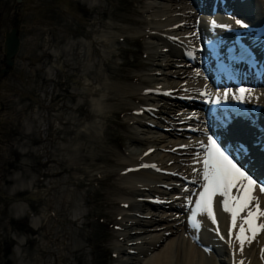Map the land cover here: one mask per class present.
Returning <instances> with one entry per match:
<instances>
[{"label": "rangeland", "instance_id": "rangeland-1", "mask_svg": "<svg viewBox=\"0 0 264 264\" xmlns=\"http://www.w3.org/2000/svg\"><path fill=\"white\" fill-rule=\"evenodd\" d=\"M14 1L0 0L2 21L12 12ZM43 1L53 6L43 20L60 29L54 30L52 38L46 31L40 32L34 44L32 37L38 29L29 26L23 31L20 53L27 58L20 64L22 79L7 77L9 90L2 91L0 97V264H118V257L128 260L129 254L120 253L117 259L113 256L115 246L122 244L118 242L122 233L113 226L118 211L112 209L117 196L111 189L120 184L114 170L119 167L120 153L130 144L127 135L135 131L131 112L137 103H147L145 95L135 92L132 85L136 79H147L148 66L158 62L145 57L144 47L149 44L145 35L126 34L127 29H123L129 21L141 20L139 4L143 0H63L59 5L62 16L56 13L59 7L55 0ZM31 19L29 14L24 22L30 24ZM94 19L97 28L106 19L121 24L117 33L122 35L113 37L106 49L97 35L95 40L93 24L87 25ZM86 44L92 57L86 54ZM102 49L105 53L99 52ZM177 59L184 61L183 56ZM82 76L92 82H102L107 76L110 91L112 83L117 85L103 99L100 105L106 106L99 115L90 109ZM16 88L21 95L13 92ZM156 104L160 110L173 111L177 102L158 98ZM142 117L159 120L156 116ZM90 151H94V160ZM79 155L86 157L82 164L78 163ZM65 165L80 169L61 174ZM33 190H46V196L33 197ZM161 196L159 199L165 200L166 195ZM142 208L141 213L147 214V207ZM182 232L186 240L189 234ZM140 258L146 257L141 254Z\"/></svg>", "mask_w": 264, "mask_h": 264}, {"label": "bare ground", "instance_id": "bare-ground-1", "mask_svg": "<svg viewBox=\"0 0 264 264\" xmlns=\"http://www.w3.org/2000/svg\"><path fill=\"white\" fill-rule=\"evenodd\" d=\"M93 1L96 2L95 0ZM225 1L228 4L233 2L232 0ZM204 3L205 0H203V5ZM139 5V17L141 20H137L139 21L138 23L134 21L135 19L131 20L128 25L122 27L127 29L126 34L129 32L130 35H145L147 41L149 40V44L144 47L146 51L145 57L158 62L148 66L145 74L147 79H136V83L132 85L135 92L138 90L142 95H145L147 103H137L136 110L133 109L131 112L130 120L133 125L131 127L135 128V131L129 132L131 134L127 135L129 136L130 144L120 153V161L117 158L119 167L114 170V172L117 171L116 179L120 184L118 183V186L116 185V187L111 189L117 196L115 202L111 203L114 205L112 209H117L118 211L116 215L117 222L116 224L113 223V226L121 231L122 236L118 239V242L121 241L122 244L115 246V251L117 252L113 256L117 259L120 253L129 254L128 260H120V257H118L115 262L118 264H141L143 260V264H240L243 261L244 264H264V259L261 258V250L264 249V231H260L251 244L246 242L241 253L239 242L235 240V233L239 232V225L242 221L238 219L234 235L229 238L230 215L223 211V197H214V214L217 219L220 238L215 230L217 226L212 224L211 219L206 215L198 217L201 226L198 229H193L189 224L191 212L190 206L187 205V199L191 193L193 191L198 193L200 190L198 184L193 185L190 181L201 179V177L194 174L193 169L199 170L202 168L201 158H203L204 153L201 144L207 145L209 137L207 125L204 123L202 114V105L199 106L196 100L209 99L210 103L206 106L204 112L210 114L211 122L216 123V126H212L216 128L215 130H217L219 135H222L223 139L225 138L228 141V145H231L228 137H234L236 141L240 139L239 144L250 146L255 137L262 135L264 132V82H248L245 86L244 98L238 99L239 93L236 94V97H230L225 96L221 92V88H212L204 75L203 68L206 65L204 55L206 56L207 50H213L211 42L214 41L215 33L227 31L236 25L239 26L243 22L244 17L233 15V12H235L233 9L230 12L215 11L213 14L204 17L202 10H199L200 8L196 7L192 0H143ZM238 9L240 10L242 7L238 6ZM245 9L251 14L245 21L256 24L260 21H257L259 12L261 10L264 11V0H249ZM237 21L240 23H237ZM97 23V19H94L90 20V22L88 21L87 25L93 24L92 27L94 28ZM134 24H139L140 27L132 26ZM120 25L118 22L106 19L98 28L96 27L98 29L97 32L93 28L91 31L94 34L93 36H95V40L97 35L98 40L105 42V44L100 42L105 48L113 40V37L118 36L120 38V35H122L117 33L119 32L117 27H120ZM86 45V54L88 57H92L88 52L90 48L88 44ZM111 46L109 47V54L112 51ZM103 49L99 52H104L105 50ZM263 53L264 50L260 49L259 55L263 63L256 70H259V73L262 74L261 81H264ZM188 54L197 55L195 58H190ZM182 56L186 57V59L183 62H179L180 60L177 58ZM208 65L211 66L210 64ZM251 71L249 70V76L253 74ZM256 78L248 77L247 79L252 81ZM106 79L107 76H105L104 80L102 79V82H92L86 76L81 77L82 89L85 90L84 93L91 104L90 109L95 112L91 111L94 115L96 113L99 115L102 109L104 111L106 105L101 106L100 104L106 98L105 96L113 92L112 90L117 87V85L115 86L112 83L113 86L109 85V88L110 86L115 87H111V91L108 90ZM172 88L177 89L178 96L192 98L191 102L188 101V103L182 105L175 104L174 108H176L173 111L160 110L156 100L167 97L159 93L160 90ZM172 100L178 101L177 98H172ZM230 101L252 106L248 108H256L258 113L254 116L257 118L251 121L231 120L224 125L219 124L218 120H216L218 106L221 103L226 104ZM130 109L132 110V108ZM160 113L163 116H160ZM143 115L156 116L159 120H148L143 118ZM90 142L89 144L92 146V141ZM133 144L135 146L132 147L131 145ZM150 148H153L152 152H148ZM251 149L250 156L253 159L250 161V165L255 170L257 168L264 169V159L255 154L253 147ZM91 152L93 153L94 151L89 153L92 157ZM197 153L200 154V162L195 160ZM79 156L78 163L80 164L86 157L83 155ZM71 160L69 159L70 162ZM59 161L62 162L61 160ZM91 161L90 163H92ZM65 162L66 160L63 163L66 164ZM66 165L60 170L61 174L80 169L73 165ZM144 165L148 166L145 167ZM261 171L263 172V170ZM60 179H64V177ZM62 184L59 185L61 186ZM83 184L85 183L83 182ZM76 186L78 187L79 183ZM32 192H34L32 194L33 197L40 198L45 195L46 190H33ZM233 194H236L235 190H233ZM161 195H166V202L159 200ZM253 195L259 200L261 209H264V193H261L258 187L254 186ZM191 198L193 200L196 199L195 196ZM107 202L110 201L108 200ZM143 206L147 207V214L141 213ZM250 207L254 208L255 203L250 205ZM155 213H158V215H155ZM246 215V211L240 214L241 218ZM143 216L149 219L143 220ZM261 222H264V218L257 220L258 224ZM182 230L189 234L186 240ZM246 235H251V233H246ZM141 254H144L146 258L141 259Z\"/></svg>", "mask_w": 264, "mask_h": 264}, {"label": "snow or ice", "instance_id": "snow-or-ice-1", "mask_svg": "<svg viewBox=\"0 0 264 264\" xmlns=\"http://www.w3.org/2000/svg\"><path fill=\"white\" fill-rule=\"evenodd\" d=\"M237 23L240 22L237 21ZM239 92L240 95L237 98L243 99L245 89L241 88ZM227 95L228 93H225V96ZM201 148L204 153L202 168L193 169L194 174L201 179L190 181L193 185L198 184L200 190L198 193L193 191L187 199V205L190 206L191 212L189 224L193 229H198L201 226L198 217L206 215L211 219L212 224L217 225L215 230L219 234L214 214V197H223V211L228 213L231 218V226L228 229L229 238L234 235L238 219L242 221L239 225V232L235 233V240L239 242L242 253L245 243L251 244L259 232L264 231V222L257 223V220L264 218V209H261L259 200L253 195L257 181L242 168L232 153L212 136L208 137L207 145L201 144ZM195 160L200 162L199 153L196 154ZM233 190L236 194H233ZM259 190L264 193V186H261ZM192 196H195L196 199L193 200ZM253 203H255L254 208L250 207ZM245 211L247 215L241 218L240 214ZM246 233H251V235H246ZM261 258L264 259V249L261 250ZM240 264H244V262L241 261Z\"/></svg>", "mask_w": 264, "mask_h": 264}, {"label": "flooded vegetation", "instance_id": "flooded-vegetation-1", "mask_svg": "<svg viewBox=\"0 0 264 264\" xmlns=\"http://www.w3.org/2000/svg\"><path fill=\"white\" fill-rule=\"evenodd\" d=\"M62 2L63 0L54 1L55 5L59 7L58 12L56 10L58 16L63 15L61 12V7L59 6L60 3ZM52 9H53L52 3L48 1L15 0L12 5V12L6 15L3 18V21L1 20L2 14L0 15V42L3 38V34H2L3 30L10 27L17 28L15 33L18 35L21 45L25 41V39L24 40L22 39V33L23 31H26L29 28V26H31V28L33 27L34 29H38L37 32L33 34L32 37L33 42L31 41L33 44L37 42V38L40 37V32H42L43 30H47L50 37L52 38L53 35L55 34V31H58V29H60V26L50 24L43 20V16H45V14L49 11L52 12ZM29 14L32 16V19H31V23L27 24L26 22H24V19ZM6 76L11 77L12 79H16L17 81H20L22 79L21 71L18 68L6 74L0 65V97H2L3 95L2 91L7 89L3 82V78ZM13 92L18 95H21V91L17 89L14 90ZM1 101L2 100H0V104ZM1 109H2V105H0V110ZM0 122H1V117H0Z\"/></svg>", "mask_w": 264, "mask_h": 264}, {"label": "water", "instance_id": "water-1", "mask_svg": "<svg viewBox=\"0 0 264 264\" xmlns=\"http://www.w3.org/2000/svg\"><path fill=\"white\" fill-rule=\"evenodd\" d=\"M244 4V2H242ZM19 39L15 34V28H12L5 32V41L3 43V50L5 54L6 71L9 67L14 66L15 56L18 51Z\"/></svg>", "mask_w": 264, "mask_h": 264}]
</instances>
